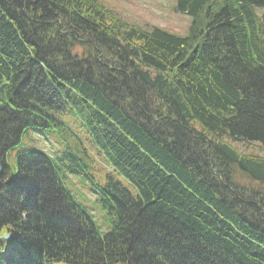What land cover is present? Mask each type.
Returning a JSON list of instances; mask_svg holds the SVG:
<instances>
[{
    "label": "trees",
    "instance_id": "1",
    "mask_svg": "<svg viewBox=\"0 0 264 264\" xmlns=\"http://www.w3.org/2000/svg\"><path fill=\"white\" fill-rule=\"evenodd\" d=\"M174 11L184 35L98 0H0V264H264V156L241 150L264 147V0ZM74 126L104 181L81 171ZM23 135L49 153L13 171ZM62 168L90 180L104 235Z\"/></svg>",
    "mask_w": 264,
    "mask_h": 264
},
{
    "label": "rangeland",
    "instance_id": "2",
    "mask_svg": "<svg viewBox=\"0 0 264 264\" xmlns=\"http://www.w3.org/2000/svg\"><path fill=\"white\" fill-rule=\"evenodd\" d=\"M177 0H98L103 7L113 11L123 22L132 25H138L143 28L153 26L162 28L167 32L175 35H184L190 24V17L186 14L174 11ZM74 125V124H73ZM74 130L83 139L86 147V154L83 155L82 165L80 169L83 173L88 172L95 176L99 181H104V175L107 173L106 163L101 156L98 155L96 146H94L90 138L85 133L83 127L74 126ZM29 147H37L39 150L48 152L46 143L41 142L28 135H23L20 144L13 149L7 159L11 169L14 171L15 155L22 152L23 149ZM241 150L264 156V147L256 143L241 146ZM85 168L87 171H84ZM108 168V167H107ZM79 170V167H78ZM62 182L69 193L74 197L75 201L85 209L97 227V230L104 235L110 229V223L106 211L101 208L97 200L95 189L82 174L70 173L66 168H62ZM55 264H69L57 262ZM119 264V263H113Z\"/></svg>",
    "mask_w": 264,
    "mask_h": 264
},
{
    "label": "water",
    "instance_id": "3",
    "mask_svg": "<svg viewBox=\"0 0 264 264\" xmlns=\"http://www.w3.org/2000/svg\"><path fill=\"white\" fill-rule=\"evenodd\" d=\"M1 173H2V165L0 164V175H1ZM10 238V236H6V239H9Z\"/></svg>",
    "mask_w": 264,
    "mask_h": 264
}]
</instances>
